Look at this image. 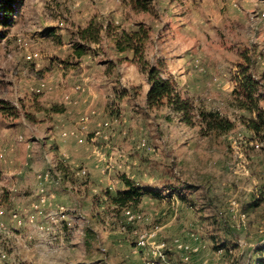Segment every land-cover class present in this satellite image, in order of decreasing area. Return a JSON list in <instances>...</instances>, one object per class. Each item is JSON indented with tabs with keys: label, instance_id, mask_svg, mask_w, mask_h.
<instances>
[{
	"label": "rangeland",
	"instance_id": "1",
	"mask_svg": "<svg viewBox=\"0 0 264 264\" xmlns=\"http://www.w3.org/2000/svg\"><path fill=\"white\" fill-rule=\"evenodd\" d=\"M153 8L151 13L136 10L127 0H21L13 24L6 28L0 26V130L15 128V133L23 136L18 140L21 139L24 147L31 140L42 156L55 147L43 137L45 126L50 125L57 112L64 110L63 101H72L66 95L60 101L52 97L56 87L37 91V86L41 81L54 86L59 75L85 72L87 59L93 64L106 61L109 51L101 46L103 40L106 42V33H102L100 43H91L80 57L73 52L76 28L93 17L104 23L111 21L113 25L125 21L127 27L138 21L150 24L147 55L152 60L161 58V37L165 41L172 38L177 43L178 48L172 55L189 51L195 69L207 71L209 84L220 87V91L213 93L195 92L190 98L205 108L219 110L233 121V128L205 136L199 133L197 125L181 123L165 108L145 111L143 81L129 83L116 70L110 71L100 108L103 112L110 111L105 118L119 117L113 129L120 128L119 140L126 142L113 146L115 153L106 160L113 164L103 171L110 172V181L93 184L87 167H78L86 170L84 175L74 176L69 170L67 177L56 173V163L49 167L51 180L56 185L62 182L65 189L71 190L82 185L84 196H90L95 202L92 209L85 206L75 210L72 204L55 201V196L51 198L52 202L67 206V222L74 224L73 215L77 214L82 233H75L74 226L70 231H55L56 250L37 244L40 234L32 230L27 219L33 215L44 222L45 217L38 219L37 215H43L44 209L34 211L33 199L26 198L31 181L27 176L20 180L15 175L2 178L0 172V209L3 211L0 264H149L156 257L152 250L160 241L167 243L164 252L175 264H198V255L201 264H251L259 254L255 248L264 244V129L256 132L250 128L251 120L261 123L256 113L235 107L231 103L232 90L223 85L229 77L233 79L237 62H245V55L250 56L251 70L262 82L257 96L264 108V0H153ZM112 12L118 13L114 19L110 17ZM28 50L40 53L38 65L25 58ZM186 82L182 86L187 89ZM1 106L7 107L5 112ZM87 120L88 117L80 119L74 128L86 125ZM143 138L146 145L140 147L139 141ZM25 150L26 147L22 164ZM0 152H3L1 146ZM121 158H126L123 164ZM37 173L36 192L40 183ZM170 173L200 187L191 196L197 206L204 207L189 211L200 222L182 227L163 223L156 212L159 206L152 200L140 207L122 209L108 203L106 191H117L123 185L122 175L152 185ZM95 186L98 187L95 189ZM233 200L237 201L236 210L230 209ZM128 208L138 215L135 219L126 217ZM164 209L167 213L171 210ZM238 211L245 212L244 223L238 219ZM13 212L21 215L22 224H16ZM153 231L155 234L148 237L144 246L137 245L139 234ZM30 233L33 239L28 238ZM175 239L197 246L198 251L187 261L182 260L180 250L174 246ZM222 245L231 251L219 253ZM230 258L234 261L230 262Z\"/></svg>",
	"mask_w": 264,
	"mask_h": 264
},
{
	"label": "crops",
	"instance_id": "2",
	"mask_svg": "<svg viewBox=\"0 0 264 264\" xmlns=\"http://www.w3.org/2000/svg\"><path fill=\"white\" fill-rule=\"evenodd\" d=\"M117 16L118 13L116 12H112L110 14V17L112 19L116 18ZM115 21L118 20L115 19ZM119 27H127V24L125 23V21H121ZM161 42V58L165 60L168 73L172 75L173 79L177 82L179 88L181 89L184 95L190 97L191 94L195 92L213 93L214 91H220V87L217 86L215 83L209 84V75L207 74V71L200 72L195 69L194 61L191 60V58L189 57V51L180 55L177 54L175 56L172 55V53H174V51L178 48L177 43L173 42L172 38H169L167 41H165L163 37H161ZM103 45H105V47H103ZM192 45L193 44L188 47L191 48ZM101 46L102 49H108L109 51V54L106 55V61L100 60L99 62L101 63L93 64L92 60L87 59L85 61V63H87L85 72L75 74V76H71L69 74H64L63 76L59 75V77L56 78L57 80L55 82V85L52 86V88L56 87L55 90L52 91V97H58V100L60 101V98L62 100L63 95L68 94L72 102L67 103L63 101L64 110L62 112H57L55 114L54 120L50 123V125L45 126V133L43 134V137H45L46 142L49 143V141H52L55 145V147L50 150V153L43 154L42 156L40 154V149H37L34 146L33 141L28 140L25 146V151H27L26 158L22 164L21 159L23 157V150L25 148L24 144L21 143V139H23L22 134H16L15 128L12 127L0 130V146L3 150V152H0V169L2 174L1 176L2 178H5L15 175L14 177L19 178V180L27 176L31 181L29 182L31 183V186L27 189V199H37V180L35 178V173L47 169L49 170V167H51L53 163L57 164H55L56 171H58L56 173L61 176H69V170L73 172V174L70 173L71 175L77 176L78 174H76L75 171L78 169L79 166H82L84 168L87 167L88 172L90 173L88 177L91 179L90 182L92 181L93 184H100L99 181L101 180H106L108 182L110 181L108 179L110 172H108L107 174L103 173V171H105V165L107 162L106 160L108 158L111 159V156L109 155H113L115 153V147L113 146L117 144L125 145L126 142L121 143L119 140L121 137L119 134L120 128L106 130L104 128L102 129L98 125L99 120L105 118V116L110 114V111L107 110L106 112H103V110L100 108L103 103L101 94H103V92L106 90L105 82L108 80L107 75H109L110 71L116 70L119 74H121V76H123V78L127 79L129 83H136V81L138 80L143 81L144 104L146 91L148 89V83L146 82L145 74L140 71L139 67L135 63L121 59L123 56L130 57L131 52L116 51L110 36H106V42L105 40H103ZM186 47L187 46H185V48ZM167 48H169V50H167ZM164 50L167 51L165 52ZM100 55L102 56V54ZM95 58L96 57H93V59ZM106 66L108 68H105ZM213 78H215V76ZM184 81H187V89L182 86ZM76 84H82L84 86V90L76 91L74 89V86ZM223 87H227V89L231 91L234 87L233 79H230L229 77L227 79V83L223 85ZM184 91L186 93H184ZM92 109H95L96 113H92ZM144 110L147 111L145 108ZM166 110L168 111V109ZM130 112L131 111H129V113ZM85 116L86 119L88 117V120L86 122L87 130L83 134V142H78L72 136L62 135L64 131L70 130L77 126L79 124V120ZM30 135H32V133ZM19 136L22 137L20 140H18ZM100 152L102 155L98 154ZM55 154L57 155L56 158L55 156H52ZM52 158L53 162L51 163L50 160ZM125 159L126 158H121V164L126 161ZM63 165L66 168H62ZM63 185L64 184L62 182L56 185V183H54L52 180L47 183L46 187L48 190H51L53 192L55 196V201L62 203H70L75 207V210L82 209L85 206L92 209L96 206L95 202L92 198H90V196H84V188L82 185H80L78 188H75V186H73L74 188H72V190L71 188L65 189ZM143 186L144 187L141 191V194L139 195L138 203L132 207H140L147 200H152L156 201V204H158L159 206V210H157L156 212L158 214L160 213L159 215L157 214V216L161 217L160 219L163 223L170 222L174 223L176 226L182 227L187 225H193L196 222H200V219L191 216V214L193 213L189 212L190 209L202 210V208L204 207V205L197 206L195 200H193L191 196V193L199 190L200 187H196L194 189L185 188L186 190L183 188L181 192L182 194H184V198L181 199L176 194L177 197L175 200L173 198L163 197V194L167 193V189L151 187L149 184H143ZM97 187L95 186V189ZM124 188L125 186L123 184L121 185V187H119L117 191L113 193L111 191H106L108 203L114 205L112 202H110L108 198V192L116 194L119 191H122ZM152 189H158V193H153ZM91 190H94L92 186ZM165 207L171 208L169 213H167V211L164 209ZM76 213L78 212L76 211ZM197 213L200 212L198 211ZM43 216L44 213L43 215L38 214L37 218L42 219ZM73 216L75 217L74 224H71L69 222V228L66 226L68 224H66L64 225V229L70 231L71 227L74 226L75 233H77L78 231L82 233L83 230L81 226H78L77 224L79 223L76 218L77 214H74ZM79 241L80 243H83V239ZM197 255L198 254L193 256L196 257ZM197 263L201 264L199 255L197 257Z\"/></svg>",
	"mask_w": 264,
	"mask_h": 264
},
{
	"label": "trees",
	"instance_id": "3",
	"mask_svg": "<svg viewBox=\"0 0 264 264\" xmlns=\"http://www.w3.org/2000/svg\"><path fill=\"white\" fill-rule=\"evenodd\" d=\"M133 9L145 12H153V0H127ZM21 0H0V26L10 27L14 22L17 7ZM152 27L145 21L135 22L128 27L120 28L113 25L111 21L102 22L94 17L89 19L85 25L76 28L77 42L74 44L73 52L76 57H80L89 48L91 43H100L102 33L110 36L116 51L131 52V56H123L122 60L135 63L140 71L145 74L148 89L145 96V109H168L181 122L189 126L197 125L199 133L209 135L210 133H225L233 128L234 123L215 108H205L196 104L189 96L182 93L177 82L168 73L165 60L162 58L150 59L147 55V47L151 39ZM252 59L245 55V62H237L236 71L233 74L234 87L231 95L232 104L249 113L255 112L256 117L261 121L251 120L250 128L256 132L264 129V108L259 103L257 91L261 89L262 82L251 70ZM4 103V102H3ZM6 106H1L3 112ZM1 172V169H0ZM121 180L125 188L116 194L108 192V198L115 207L122 209L126 206H134L139 201V195L143 189V184L122 175ZM150 185V184H149ZM151 187L163 188L174 192L183 199V188L194 189L195 185L186 181H181L177 176L170 173L168 177H163ZM158 189H152L157 194ZM254 203V202H253ZM220 247H223L220 246ZM259 254L251 264H264V244L256 246Z\"/></svg>",
	"mask_w": 264,
	"mask_h": 264
},
{
	"label": "built area",
	"instance_id": "4",
	"mask_svg": "<svg viewBox=\"0 0 264 264\" xmlns=\"http://www.w3.org/2000/svg\"><path fill=\"white\" fill-rule=\"evenodd\" d=\"M117 23V21H116ZM40 53L36 50H28L25 54V58L29 61L34 62L36 65H38V60L40 59ZM51 89L52 85L45 81L39 82L37 86V91L42 89ZM75 90L83 91L84 86L82 84H76L74 86ZM68 101H70V98L68 95L65 96ZM92 113H95L96 110H91ZM85 117H82V120H85ZM120 119L118 116H109L106 117L98 122V125L103 129L106 130H112L114 126H116L119 123ZM86 131V125L80 124L77 128H72L70 130L64 131L62 133L63 136H72L75 138L78 142H83V134ZM20 138V136H19ZM146 145V140L143 138L139 141L140 147H143ZM255 146L258 147L259 144L255 143ZM113 166V164L106 163L105 169H110ZM78 175H84L86 173V170L84 168H80L76 171ZM37 179L39 180V186H38V198L36 200H33L31 202V208L36 212H41V209H44V222H39L35 216L30 215L28 216L27 223L32 228V230L36 231L40 234V238L36 241L37 244L41 245H47L50 247L51 250H56L57 247H55L54 240L56 238L55 231L61 232L64 229L65 223L68 224V208L62 203H54L52 202V197H54V194L52 191H49L46 187L47 182L51 180V173L49 170H45L42 172H39L36 174ZM164 198H173L176 200V193H170L169 190H167V194L163 195ZM231 210H236L237 207V201L233 200L230 205ZM2 209H0V214H2ZM126 217L129 220L135 219L138 215L134 213L131 209L125 210ZM12 217L14 218V221L17 225L22 224L23 219L21 218V215L17 212L12 213ZM237 217L240 220L241 223H244V219L246 217L245 212L238 211ZM155 234V231L147 233L139 234L137 237L136 243L138 246H144L147 242L148 237H152ZM28 238L33 239V234L30 233ZM174 246L180 250L182 255V260L187 261L191 254L196 253L198 251V247L195 245H191L184 242H178L177 239L174 241ZM167 243L165 241H160L156 244L155 248L152 250V253L156 256L153 260L149 262V264H175L173 260L168 258L165 254V250L167 249ZM231 249L228 246L219 247L218 252L219 253H226L230 252ZM4 257L5 254H2ZM234 258H230V262H233ZM208 264H214L209 262Z\"/></svg>",
	"mask_w": 264,
	"mask_h": 264
}]
</instances>
